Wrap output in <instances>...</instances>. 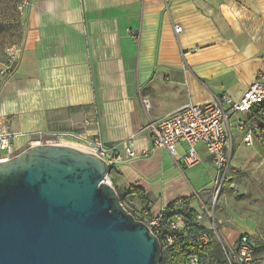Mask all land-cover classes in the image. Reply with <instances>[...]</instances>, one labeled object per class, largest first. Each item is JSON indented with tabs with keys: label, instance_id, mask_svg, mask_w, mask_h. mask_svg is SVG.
<instances>
[{
	"label": "crops",
	"instance_id": "1",
	"mask_svg": "<svg viewBox=\"0 0 264 264\" xmlns=\"http://www.w3.org/2000/svg\"><path fill=\"white\" fill-rule=\"evenodd\" d=\"M20 2L0 0V132L16 135L17 155L41 134L101 139L120 152L133 137L138 151L147 150L151 122L224 94L237 99L256 78L264 82V0H30L23 13ZM12 45L21 53L7 76ZM257 110L229 122L231 167L220 186L203 145L193 168L183 165L184 144L180 156L155 153L161 168L172 162L185 170L184 207L200 226L209 229L200 214L222 191L217 230L232 246L242 235H264V140L249 146L237 126L239 118L262 129Z\"/></svg>",
	"mask_w": 264,
	"mask_h": 264
},
{
	"label": "water",
	"instance_id": "2",
	"mask_svg": "<svg viewBox=\"0 0 264 264\" xmlns=\"http://www.w3.org/2000/svg\"><path fill=\"white\" fill-rule=\"evenodd\" d=\"M97 155L34 145L0 161V264H160V239L122 204Z\"/></svg>",
	"mask_w": 264,
	"mask_h": 264
},
{
	"label": "built area",
	"instance_id": "3",
	"mask_svg": "<svg viewBox=\"0 0 264 264\" xmlns=\"http://www.w3.org/2000/svg\"><path fill=\"white\" fill-rule=\"evenodd\" d=\"M29 5L30 0H21L18 10L23 13ZM181 31L182 27L175 26L176 33ZM20 53V46L8 47L4 75L11 76L14 73ZM143 103L148 110L149 101L144 100ZM262 104H264V82L258 77L237 99L224 94L205 105L190 104L174 114L151 122L145 129L150 133L152 142L151 148L147 150L138 151L133 144V137L129 142L124 143L123 152H120L117 146H107L101 139L83 141L71 134L53 135V138L47 140L45 144L69 145L93 153L105 160L111 170L116 166L147 158L158 149L163 148L174 153L181 144L186 145L183 165L186 168H193L201 162L197 149L201 144L209 153L217 177H221L220 185H222L231 167V154L227 151L231 140L229 122L234 116L250 112ZM258 116L263 125L262 129L248 125L244 120L237 118V126L239 130L246 132L244 139L249 146L253 145L255 137L264 140V109ZM15 136L6 130L0 132V151L5 154L1 161H7L17 155L13 144ZM140 216L139 220L146 223L155 235L165 238V249L174 243L175 233L183 230L187 225L183 215L168 218L166 210L152 215L151 210L145 208ZM164 232L168 235H164ZM212 232L221 245L226 264H261L256 255L257 243L264 246V235L256 237L242 235L236 245L232 246L216 229H212ZM211 241L212 237L208 233L200 235L198 239L199 244L204 246ZM185 264H204V262L200 256L194 255L190 256Z\"/></svg>",
	"mask_w": 264,
	"mask_h": 264
},
{
	"label": "rangeland",
	"instance_id": "4",
	"mask_svg": "<svg viewBox=\"0 0 264 264\" xmlns=\"http://www.w3.org/2000/svg\"><path fill=\"white\" fill-rule=\"evenodd\" d=\"M19 2L20 0H17V3ZM34 138L36 145H42L53 138V135L41 134L36 135ZM155 153L156 151L149 157L130 165L114 167L107 177L119 197L121 196L124 207L138 220L141 217V210L148 207L154 209V214L152 213V215H156V212L160 209H166L173 214L189 211L184 208L185 203L189 200V185L185 177V170H181L176 163L172 162L168 168H161L160 161L155 159ZM176 153L177 156L182 154L180 147L176 149ZM226 180L227 177L224 183ZM220 182L221 177H217L218 186ZM132 188L138 189L139 194H132ZM221 192L213 191V196L207 205V209L200 214L203 220L208 222L209 231L212 233L213 248L210 253L212 254L213 264H226L221 245L212 232V229L217 230L216 206ZM199 221L200 219L196 218V223L199 224ZM161 247L163 253L165 246L162 241Z\"/></svg>",
	"mask_w": 264,
	"mask_h": 264
},
{
	"label": "trees",
	"instance_id": "5",
	"mask_svg": "<svg viewBox=\"0 0 264 264\" xmlns=\"http://www.w3.org/2000/svg\"><path fill=\"white\" fill-rule=\"evenodd\" d=\"M256 109H258L257 115H259L260 111L264 109V104H262L260 107ZM131 193L139 194V190L132 188ZM120 199L122 200L121 196ZM185 204L187 205V203ZM166 212L168 218L180 214L183 215L187 225L185 226L186 228L185 230H181L175 233L174 243L169 247H167L166 249L164 248V252L162 253V261L160 264H185L186 260L190 256H194V255L200 256L204 264H213L212 254L210 253V251L213 248L212 233L211 231H209V229L204 228L200 226L198 223H196V218H197L196 213L191 210L179 214L170 213L168 210H166ZM204 233H208L212 237L211 243L205 246L199 244L198 242L200 235ZM165 234H167V232H164V235ZM159 239L160 242L162 241L164 243V246H166V243L164 241L165 238L160 236Z\"/></svg>",
	"mask_w": 264,
	"mask_h": 264
}]
</instances>
